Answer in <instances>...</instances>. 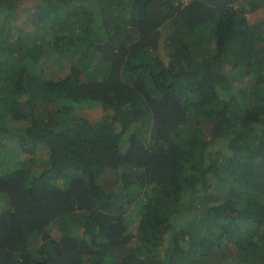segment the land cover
Instances as JSON below:
<instances>
[{"label": "trees", "instance_id": "16d2710c", "mask_svg": "<svg viewBox=\"0 0 264 264\" xmlns=\"http://www.w3.org/2000/svg\"><path fill=\"white\" fill-rule=\"evenodd\" d=\"M0 264H264V0H0Z\"/></svg>", "mask_w": 264, "mask_h": 264}, {"label": "rangeland", "instance_id": "374dc122", "mask_svg": "<svg viewBox=\"0 0 264 264\" xmlns=\"http://www.w3.org/2000/svg\"><path fill=\"white\" fill-rule=\"evenodd\" d=\"M28 3H30V1L28 2ZM32 3V2H31ZM14 156V157H13ZM13 156H7V157H9V158H11V159H14L15 157H17V154L16 153H14V155ZM33 165H35V163H33ZM39 165L37 164L34 168H36V167H38ZM217 201H219V200H217Z\"/></svg>", "mask_w": 264, "mask_h": 264}]
</instances>
